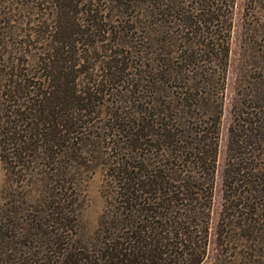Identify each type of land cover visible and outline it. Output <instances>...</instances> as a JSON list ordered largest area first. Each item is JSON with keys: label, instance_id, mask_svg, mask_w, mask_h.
<instances>
[{"label": "trees", "instance_id": "trees-1", "mask_svg": "<svg viewBox=\"0 0 264 264\" xmlns=\"http://www.w3.org/2000/svg\"><path fill=\"white\" fill-rule=\"evenodd\" d=\"M100 1L52 0L28 33L0 26L1 39L20 38L1 41L9 54L0 53L8 218L14 193L34 173L41 183L23 196L33 227L21 230L20 260L9 264H201L234 0H146L141 19L111 28ZM111 40L97 74V45ZM226 147L221 224L239 212L243 238L255 240L264 234V91L235 107ZM98 162L109 199L86 242L71 236L75 200L81 175Z\"/></svg>", "mask_w": 264, "mask_h": 264}, {"label": "rangeland", "instance_id": "rangeland-1", "mask_svg": "<svg viewBox=\"0 0 264 264\" xmlns=\"http://www.w3.org/2000/svg\"><path fill=\"white\" fill-rule=\"evenodd\" d=\"M51 1L0 0V13L6 14V16H0V26L12 29L14 35L18 33L16 31L19 29L21 33H28L35 22L41 19V16L50 13ZM145 1L101 0L99 7L105 13L104 16L108 18L109 24H107V28L114 27L120 22L124 23L126 20L141 19L143 9H146L148 5ZM122 3H127L129 9H121ZM143 3L145 4L142 7ZM19 25L22 26V29L19 28ZM105 35L107 36V34ZM109 36L113 39V35L110 34ZM19 39V37H15L14 40L10 37H7L6 40L0 38V53L9 54V50L4 47L5 43L2 44L1 41H9L12 44V42L16 43ZM97 47L99 54L95 52L96 68L94 72L99 74L100 61L106 59L105 55H109L111 48L112 50L114 49L113 40L98 44ZM91 49L89 48L90 51ZM120 49L127 55L126 48ZM0 70H3L1 56ZM261 91H264V0H234L223 114L219 128V147L214 177L211 220L206 256L201 264H264V234L255 240L243 238L244 234L241 231L242 220L240 214H238L239 212L229 216L227 219L224 218L221 224V214L225 199L224 168L227 159L226 146L233 113L245 94H255ZM107 97L104 98L103 111L109 110L108 107H110L109 100L111 98ZM98 106L96 105L95 108ZM95 117L93 122L97 124L100 121V117L98 115ZM107 118V116L103 118V123H110V119ZM99 152L103 153L104 147L103 149L101 147ZM100 155L101 153L98 156ZM95 156H97V151ZM106 175L105 168L101 162H98L97 166L81 175V184H79L75 200L78 220L73 224L71 230V236L74 235V239L77 237L76 239L89 242L95 237L101 216L107 208L109 199L107 184L109 178ZM38 179H40V174L34 173L30 181L26 182L21 193H14L18 202L13 204L11 208L13 209L12 212L16 214L14 219L8 218L6 213H9L7 211L11 209L8 204V193L4 190L5 172L0 163V219L2 218L0 220V228L3 230L7 229L4 235H0V240L4 241V248L3 246L0 247V261L4 263L9 264L20 260L22 248L18 251L19 245L14 247V243L16 240L20 242L25 240L20 234L22 229L27 232L28 229L33 227L30 224L32 223V218L24 215L26 205L23 196L26 193L33 196L34 190L39 192L41 183H39ZM242 213H244L243 210Z\"/></svg>", "mask_w": 264, "mask_h": 264}]
</instances>
